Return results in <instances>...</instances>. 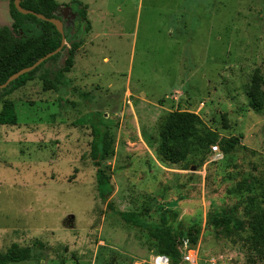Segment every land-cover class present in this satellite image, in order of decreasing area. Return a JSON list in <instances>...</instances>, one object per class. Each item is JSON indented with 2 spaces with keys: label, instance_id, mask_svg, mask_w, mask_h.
I'll return each mask as SVG.
<instances>
[{
  "label": "rangeland",
  "instance_id": "1",
  "mask_svg": "<svg viewBox=\"0 0 264 264\" xmlns=\"http://www.w3.org/2000/svg\"><path fill=\"white\" fill-rule=\"evenodd\" d=\"M80 1L95 27L85 41L95 37L78 51L67 88L44 90L36 77L8 96L19 122L0 125V251L32 247L33 259L13 264H148L155 242L111 203L150 208L151 221L177 211L174 225L190 231L197 264H264L249 228L264 209V109L250 97L255 80L264 90V0ZM173 111L193 112L241 144L224 153L216 142L166 161L158 147ZM98 121L114 142L102 163L114 187L107 202L91 158ZM234 206L242 229L223 218L208 224L215 209Z\"/></svg>",
  "mask_w": 264,
  "mask_h": 264
},
{
  "label": "trees",
  "instance_id": "2",
  "mask_svg": "<svg viewBox=\"0 0 264 264\" xmlns=\"http://www.w3.org/2000/svg\"><path fill=\"white\" fill-rule=\"evenodd\" d=\"M15 0H10V12L13 19L11 27L0 28V85L17 71L29 67L41 57L58 49L66 39L62 51L39 65L35 70L26 73L0 90V125H17L19 115L15 102L8 98L15 90L25 86L29 81L39 77L43 81L44 90L61 92L67 88L70 79L67 77L74 64L78 51L85 43V36L92 29L88 18V6L80 0L67 4H59L56 0H22L21 5L29 10L45 15L47 18H59L64 22V35L48 20L33 14H23L15 6ZM68 8L70 15L64 17V9ZM75 15V18L72 16ZM67 52L64 64L58 69H50L47 64L57 61L62 52ZM262 78L259 77V80ZM80 97L87 99L89 92L78 91ZM251 107L260 111L264 109V90L255 80L250 92ZM158 151L166 161L178 163L186 160L192 151L207 149L216 142L220 143L224 153H229L241 144L240 136L219 138L214 131L207 129L203 119L190 111H173L165 118L159 141ZM113 137L109 126L101 121L93 123V141L91 143V158L97 168L96 177L99 196L103 202L113 192V185L106 170L102 168L105 158L113 153ZM244 148L245 147L243 145ZM254 151V150H252ZM264 196V193H263ZM249 200L254 201L253 197ZM108 206L126 223L142 229L155 242L156 254L170 257L173 263L181 261L179 242L189 241L191 233L184 226L176 227L178 212L165 209L159 221L148 219L151 209L142 212H123L115 210L111 203ZM237 206L230 209L222 207L215 209L208 216V224H214L219 218L233 221L236 229H242L244 221L234 219ZM249 228L252 237L258 245L264 246V209L255 211L251 216ZM39 249L43 243L35 241ZM34 258L31 246L13 243L5 251H0V264L28 262Z\"/></svg>",
  "mask_w": 264,
  "mask_h": 264
},
{
  "label": "water",
  "instance_id": "3",
  "mask_svg": "<svg viewBox=\"0 0 264 264\" xmlns=\"http://www.w3.org/2000/svg\"><path fill=\"white\" fill-rule=\"evenodd\" d=\"M21 1L22 0H15L14 1L15 6L18 9V11H20L23 14H33V15H36L37 17L41 18V19H45V20L50 21L51 23H53L57 27L58 31L62 35H64V22L61 19H59V18H47L45 15H43L41 13H37V12H35L33 10L26 9V8H24L21 5ZM69 15H70L69 9L68 8H65L64 9V17L67 18ZM72 17L75 18V15H73ZM66 43H67L66 42V39L63 36L62 44H61V46L58 49H56L55 51H52V52L46 54L45 56L41 57L39 60H37L31 66L26 67V68H23V69L17 71L16 73H14L13 75H11L7 79V81L5 83H3V84L0 85V90L6 88L11 82L15 81L16 79H18L22 75H24L26 73H29V72H31L33 70H35L39 65H41L43 62H45L46 60H48L52 56L60 53L62 51L64 45H66Z\"/></svg>",
  "mask_w": 264,
  "mask_h": 264
},
{
  "label": "built area",
  "instance_id": "4",
  "mask_svg": "<svg viewBox=\"0 0 264 264\" xmlns=\"http://www.w3.org/2000/svg\"><path fill=\"white\" fill-rule=\"evenodd\" d=\"M212 150L216 159L221 158L223 155L218 145L212 146ZM181 252V261L173 263L169 256L164 254H154L148 264H197V258L192 250L189 241H184L183 246L179 247Z\"/></svg>",
  "mask_w": 264,
  "mask_h": 264
},
{
  "label": "crops",
  "instance_id": "5",
  "mask_svg": "<svg viewBox=\"0 0 264 264\" xmlns=\"http://www.w3.org/2000/svg\"><path fill=\"white\" fill-rule=\"evenodd\" d=\"M89 10H90V8H89ZM89 12H88V16L90 14ZM12 24H13V19H12L11 12H10V0H0V28L3 26L11 27ZM91 26H92V29L95 30V27H93L92 23H91ZM92 29H91V31H92ZM96 35L99 36L100 34H96ZM93 36L95 37L94 33L91 32V35L89 37H87V40L89 38V43H91L90 40ZM87 40L85 41V44L80 48L79 51H81L82 49H85L87 47V45H89ZM85 54H86L85 55V58H86L87 57L86 51H85ZM76 62H77V60H76ZM0 110H1V107H0ZM16 111H17V108H16Z\"/></svg>",
  "mask_w": 264,
  "mask_h": 264
}]
</instances>
